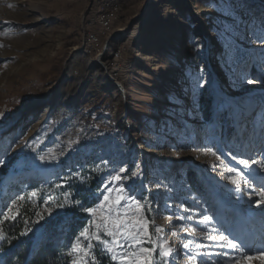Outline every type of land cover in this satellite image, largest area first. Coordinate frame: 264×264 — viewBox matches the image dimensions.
<instances>
[{"label":"rangeland","instance_id":"obj_1","mask_svg":"<svg viewBox=\"0 0 264 264\" xmlns=\"http://www.w3.org/2000/svg\"><path fill=\"white\" fill-rule=\"evenodd\" d=\"M236 159L264 161V0H0V216L27 200L34 241L85 173L97 213L71 236V264H264V170L237 193ZM101 215L138 229L115 260L81 236Z\"/></svg>","mask_w":264,"mask_h":264},{"label":"trees","instance_id":"obj_2","mask_svg":"<svg viewBox=\"0 0 264 264\" xmlns=\"http://www.w3.org/2000/svg\"><path fill=\"white\" fill-rule=\"evenodd\" d=\"M254 72V67H251L250 73L253 78ZM255 76L259 77L258 73ZM211 100L202 102L201 109L206 120H210L206 109L210 106ZM224 116L221 115V118L229 119ZM229 124L230 122L226 123V128ZM232 131L231 127H228L227 133H224L227 139L230 138ZM220 135L222 136V132ZM85 175L84 173L82 180L76 181L74 185L63 188L68 190L71 196L69 203L72 207L43 223L41 236L37 242L34 241L35 233L29 230L34 207L27 200L25 202L16 200L14 208L17 210L6 216H0V237H2L0 238V264H71L69 254L71 236L85 224L86 209L92 208L93 204L90 197L92 178H87ZM186 177L188 184L200 194L201 182L194 171H189Z\"/></svg>","mask_w":264,"mask_h":264},{"label":"snow or ice","instance_id":"obj_3","mask_svg":"<svg viewBox=\"0 0 264 264\" xmlns=\"http://www.w3.org/2000/svg\"><path fill=\"white\" fill-rule=\"evenodd\" d=\"M249 84H253L255 83V81H253L252 79H248L247 81ZM235 159V157H233ZM43 159V157L41 158ZM217 159H219V157H217ZM236 163L238 165L241 166V168H232V167H228L226 170L228 173H234V175H229L227 177V179L229 180V182L231 184H233L235 186V191L237 193L241 192V186L247 188V187H251V183H250V177L254 176L255 173L253 172V166H255L258 170H264V161H257L256 159H236ZM121 171H124L123 169H121ZM135 175V174H134ZM113 180H119L120 177L119 176H114L112 178ZM255 191V189H253ZM122 192V190H119ZM260 195L262 197L261 200L259 201H255V203L257 204V206H260V204H264V189L261 190ZM124 196L121 195H117L115 203L119 204L120 200L123 199ZM249 199L251 200V197H249ZM105 201L109 200L108 196L104 197ZM133 203H137L135 200H133ZM101 208L104 207V205L102 204L100 206ZM137 207L139 208L140 205L137 203ZM86 211H88L91 215L95 216L97 213V209L93 208V209H86ZM7 218V217H6ZM209 217L208 216H204L203 217V222H207L209 221ZM101 223L96 224V228H97V233H91L89 234V230L86 228L82 233L81 236H84L85 239H96L98 241V243L100 245H102L104 247V249L108 252V253H113V249L114 247L117 246H122L120 244V241L118 239V237L123 236V237H129L131 236L133 240L136 239V235L138 234V229L136 231L133 230H129V225L123 223L122 221L119 220V218H113L110 215L109 216H105V215H101ZM93 223H95L93 221ZM142 226L143 225H147L148 221L146 220H142L140 222ZM133 228H135V226H132ZM102 230L103 233L107 236L112 237L111 242H107L103 239L100 238V236L98 235V232ZM155 231L157 233L161 232L162 229L159 227L155 228ZM2 238V237H0ZM209 239L212 240H220L224 242V246L233 250L237 249V245L233 243V241L231 239H228L226 236L224 235H218L217 237H212L209 236ZM88 249H91L93 247L92 243L89 242L86 246ZM187 247V245L185 246ZM80 248V242H79V237L77 238V242L73 245V249L76 250ZM81 251H83V249H81ZM152 250L149 249H140V253H149ZM171 251L170 248H165L163 245L160 246V255L161 256H167L169 254V252ZM85 256L88 255L87 252L84 253ZM133 255H136L135 253ZM241 256L247 260L250 259L251 257L245 255L244 253H241ZM262 259H264V254H262L261 256ZM112 259L115 260L117 259L116 254L113 253L112 255ZM134 264H140L139 260L135 261ZM146 264H151L150 260L146 261Z\"/></svg>","mask_w":264,"mask_h":264},{"label":"built area","instance_id":"obj_4","mask_svg":"<svg viewBox=\"0 0 264 264\" xmlns=\"http://www.w3.org/2000/svg\"><path fill=\"white\" fill-rule=\"evenodd\" d=\"M106 6H110V8L107 7L108 8V10H106L107 12L101 13V16L99 17V23L105 29L108 26L107 22H104L105 19H107L108 17L109 18H114V10H115V7L118 6V4H113V3L109 2V4L106 5ZM103 7H105V6H103Z\"/></svg>","mask_w":264,"mask_h":264},{"label":"bare ground","instance_id":"obj_5","mask_svg":"<svg viewBox=\"0 0 264 264\" xmlns=\"http://www.w3.org/2000/svg\"><path fill=\"white\" fill-rule=\"evenodd\" d=\"M110 19H114V18H109V17H108V18L105 19V21H104V22H107V24H108V26L106 27V29H109V22H110ZM102 27H103V26H102ZM104 29H105V28H104ZM128 43H129V42H128ZM118 53H119V51H118ZM104 67H105V66L102 65V63L99 64V62H98V65H97V68H98V69H105L106 67H105V68H104ZM117 86L120 87L119 84H117Z\"/></svg>","mask_w":264,"mask_h":264}]
</instances>
